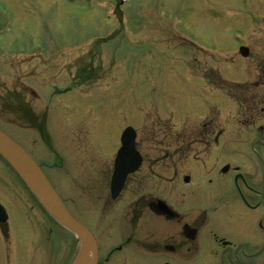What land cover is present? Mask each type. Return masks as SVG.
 <instances>
[{
  "label": "flooded vegetation",
  "instance_id": "obj_1",
  "mask_svg": "<svg viewBox=\"0 0 264 264\" xmlns=\"http://www.w3.org/2000/svg\"><path fill=\"white\" fill-rule=\"evenodd\" d=\"M220 1L216 33L223 37L211 32L216 40L209 46L220 50L221 67L189 74L191 119L175 100L159 96L145 135L135 130L132 151L140 161L115 199L109 183L120 135L103 161L87 162L86 174L64 183L68 195L61 199L69 212L70 201L79 204L80 219L73 216L93 232L97 264H264V0ZM24 114L41 118L30 128L50 155L67 162L63 171L70 162L85 164L82 150L76 160L64 158L65 131L51 133L33 107ZM7 195L0 185V240L16 221L10 249H1L2 264H69V231L39 205L36 213L43 216L33 222L30 208ZM90 200L95 207H88Z\"/></svg>",
  "mask_w": 264,
  "mask_h": 264
},
{
  "label": "rangeland",
  "instance_id": "obj_2",
  "mask_svg": "<svg viewBox=\"0 0 264 264\" xmlns=\"http://www.w3.org/2000/svg\"><path fill=\"white\" fill-rule=\"evenodd\" d=\"M221 3L0 0V131L33 153L60 197H66L64 183H72L79 171L84 174L81 169L87 162L103 161L126 126L132 124L139 136L145 135V121L153 120L150 115L159 96L175 100L186 119H191L192 108L185 107L191 106L193 94L189 74L221 67L216 63L220 50L209 46L216 35H220L219 40L223 37L216 33L221 25L217 17L222 15L216 6ZM27 106L33 107L37 116H44L51 133H67L64 158L76 160L82 150L84 165L70 162L66 171L62 170L67 162L47 152L30 128L41 118L24 114ZM129 110H133L132 118ZM39 145L41 152L37 150ZM0 177L6 195H15L29 207L28 215L38 223L43 216L36 213L38 204L2 158ZM71 188L70 197L77 201V189L73 185ZM87 196L93 197V192ZM69 204L72 215L79 218L75 214L79 204L74 200ZM87 205L95 207L91 200ZM15 222L11 220L5 241L0 240V264L1 249H10L15 239ZM57 233L61 231L55 226V237ZM69 236L73 257L76 242L71 233ZM23 237L27 238V233ZM56 248L63 252L61 247Z\"/></svg>",
  "mask_w": 264,
  "mask_h": 264
},
{
  "label": "water",
  "instance_id": "obj_3",
  "mask_svg": "<svg viewBox=\"0 0 264 264\" xmlns=\"http://www.w3.org/2000/svg\"><path fill=\"white\" fill-rule=\"evenodd\" d=\"M134 132L131 127H127L121 134L122 149L119 151L118 161L123 154L132 147ZM0 157L15 172L31 194L36 198L42 208L61 226L69 230L79 240L78 251L70 264H96L97 245L90 231L75 221L55 190L50 185L48 179L41 171L39 165L7 135L0 131ZM136 165V164H135ZM130 168H116L111 178V192L115 196L125 179L126 174L133 170Z\"/></svg>",
  "mask_w": 264,
  "mask_h": 264
},
{
  "label": "bare ground",
  "instance_id": "obj_4",
  "mask_svg": "<svg viewBox=\"0 0 264 264\" xmlns=\"http://www.w3.org/2000/svg\"><path fill=\"white\" fill-rule=\"evenodd\" d=\"M28 155H29V153L27 152V151H25ZM49 181V180H48ZM49 183H50V185L52 186V183H51V181H49ZM52 188H53V186H52ZM59 198H60V200H61V202L63 203V199H61V197L59 196ZM63 205H64V203H63ZM65 207V206H64ZM66 208V207H65ZM67 210V209H66ZM69 213V212H68ZM70 214V216L75 220V221H77L79 224H81L82 226H84L86 229H88L84 224H82L80 221H78L71 213H69ZM89 230V229H88ZM90 233H91V235H92V237L94 238V240H95V236H94V234H93V232L92 231H90ZM74 240L75 241H77V247H76V249H75V253L74 254H76L77 253V251H78V247H79V240L76 238V237H74ZM95 243H96V241H95ZM97 251H98V249H97Z\"/></svg>",
  "mask_w": 264,
  "mask_h": 264
}]
</instances>
